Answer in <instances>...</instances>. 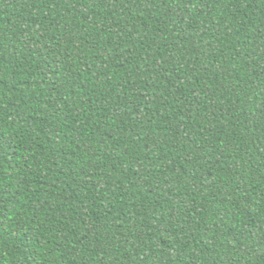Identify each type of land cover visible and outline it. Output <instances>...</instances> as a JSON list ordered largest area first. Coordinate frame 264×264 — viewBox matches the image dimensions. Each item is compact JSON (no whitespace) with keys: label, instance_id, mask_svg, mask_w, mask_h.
Segmentation results:
<instances>
[{"label":"trees","instance_id":"obj_1","mask_svg":"<svg viewBox=\"0 0 264 264\" xmlns=\"http://www.w3.org/2000/svg\"><path fill=\"white\" fill-rule=\"evenodd\" d=\"M0 264H264V0H0Z\"/></svg>","mask_w":264,"mask_h":264}]
</instances>
